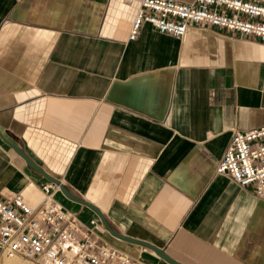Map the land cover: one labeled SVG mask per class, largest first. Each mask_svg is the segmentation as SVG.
I'll use <instances>...</instances> for the list:
<instances>
[{
	"label": "crops",
	"instance_id": "1",
	"mask_svg": "<svg viewBox=\"0 0 264 264\" xmlns=\"http://www.w3.org/2000/svg\"><path fill=\"white\" fill-rule=\"evenodd\" d=\"M139 8L0 0V130L118 232L184 264H264V199L216 172L235 127L264 125V44L198 24L176 37L144 23L131 40ZM46 180L0 137V197L36 206ZM98 235L168 264L104 225Z\"/></svg>",
	"mask_w": 264,
	"mask_h": 264
},
{
	"label": "built area",
	"instance_id": "2",
	"mask_svg": "<svg viewBox=\"0 0 264 264\" xmlns=\"http://www.w3.org/2000/svg\"><path fill=\"white\" fill-rule=\"evenodd\" d=\"M144 23L183 37L191 24L224 28L256 36L264 44V3L259 0H140L130 39ZM242 187L252 186L264 199V125L233 129L232 139L216 167ZM36 206L21 194L0 197V264L25 256L41 264H149L101 240L97 218L84 223L62 204L59 185L46 180Z\"/></svg>",
	"mask_w": 264,
	"mask_h": 264
},
{
	"label": "water",
	"instance_id": "3",
	"mask_svg": "<svg viewBox=\"0 0 264 264\" xmlns=\"http://www.w3.org/2000/svg\"><path fill=\"white\" fill-rule=\"evenodd\" d=\"M0 137L6 141L21 157H23L26 161V163L33 168L34 170L38 171L39 173H41L43 176H45L49 181L59 185L60 190L63 192V194L74 201H77L81 204H84L88 207H90L91 209H93L96 214L99 216L102 224L104 225V227L115 237L128 241V242H132L135 244H139L141 246L150 248L151 250H153L161 259H163L165 262H167L168 264H184L181 261H179L178 259L174 258L173 256H171L165 249L160 248L154 244H152L151 242H148L146 240H142V239H138V238H134L132 236H128L125 234H122L120 232H118L117 230H115L112 225L109 223L108 219L106 218L105 214L102 212V210L100 208H98L96 205H94L93 203L84 200L80 197H78L77 195H75L74 193H72L70 191V189L59 179L56 178L54 176H52L51 174H49L46 170H44L40 165H38L34 160H32L27 154L26 152L16 143L10 141L5 135L4 133L0 130Z\"/></svg>",
	"mask_w": 264,
	"mask_h": 264
},
{
	"label": "rangeland",
	"instance_id": "4",
	"mask_svg": "<svg viewBox=\"0 0 264 264\" xmlns=\"http://www.w3.org/2000/svg\"><path fill=\"white\" fill-rule=\"evenodd\" d=\"M2 264H41V263L35 259H30L25 256H17L14 258H4L2 260Z\"/></svg>",
	"mask_w": 264,
	"mask_h": 264
},
{
	"label": "bare ground",
	"instance_id": "5",
	"mask_svg": "<svg viewBox=\"0 0 264 264\" xmlns=\"http://www.w3.org/2000/svg\"><path fill=\"white\" fill-rule=\"evenodd\" d=\"M8 260V259H7ZM11 260V259H10Z\"/></svg>",
	"mask_w": 264,
	"mask_h": 264
}]
</instances>
